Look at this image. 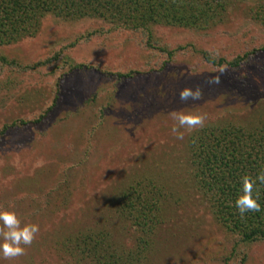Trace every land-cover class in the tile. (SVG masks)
I'll list each match as a JSON object with an SVG mask.
<instances>
[{
  "label": "rangeland",
  "instance_id": "374dc122",
  "mask_svg": "<svg viewBox=\"0 0 264 264\" xmlns=\"http://www.w3.org/2000/svg\"><path fill=\"white\" fill-rule=\"evenodd\" d=\"M263 3L232 0L207 30L153 25L151 45L105 18L48 15L35 36L0 46V60L17 64H0V129L28 122L0 137V211L40 228L25 255L0 264H95L73 240L89 231L129 249L141 233L122 215L125 194L131 203L158 190L145 264H264V241L224 228L197 188L188 142L201 127L180 128L182 140L172 132L177 115L264 123V25L254 19ZM204 52L249 58L213 66ZM187 89L201 98L182 101Z\"/></svg>",
  "mask_w": 264,
  "mask_h": 264
},
{
  "label": "trees",
  "instance_id": "16d2710c",
  "mask_svg": "<svg viewBox=\"0 0 264 264\" xmlns=\"http://www.w3.org/2000/svg\"><path fill=\"white\" fill-rule=\"evenodd\" d=\"M231 4L232 0H0V46L35 36L48 15L68 20L105 18L119 28L148 33L151 45L153 25L207 30L225 18ZM254 19L264 25V3L257 9ZM172 54L174 52H170V57ZM203 56L213 66L231 68L240 67L249 58V54H245L229 61L208 52ZM44 62L40 64H46ZM0 64L17 65L16 61L6 58H2ZM18 123L28 122L4 124L0 137ZM188 144L197 188L216 219L228 231L237 233L243 243L264 241V210L248 213L241 219L234 207L240 194L241 178L245 175L254 178L264 171V123L206 125L190 136ZM255 191L264 209V185L257 184ZM128 198L125 194L122 215L129 217L141 233L131 248L126 249L113 241V236L105 230L80 233L73 239L76 249L83 254L89 253L95 264H145L149 260L156 225L160 223L163 193L152 191L145 198L139 195L131 203Z\"/></svg>",
  "mask_w": 264,
  "mask_h": 264
},
{
  "label": "clouds",
  "instance_id": "9594fccd",
  "mask_svg": "<svg viewBox=\"0 0 264 264\" xmlns=\"http://www.w3.org/2000/svg\"><path fill=\"white\" fill-rule=\"evenodd\" d=\"M200 98L199 90L193 92L191 89H187L180 94L182 101L199 100ZM176 120L178 126L173 127L172 132L176 134L177 139L182 140L184 136L179 129L203 127L205 117L177 115ZM257 184L264 185V171L258 173L254 178L248 175L241 178L240 194L234 204L241 219L246 218L248 213H258L264 210L259 203V193L255 191ZM0 224H2L0 235L3 238V243H0V260H10L25 255L27 247L32 245L40 231L39 225L36 224L22 226V222L15 212L0 211Z\"/></svg>",
  "mask_w": 264,
  "mask_h": 264
}]
</instances>
